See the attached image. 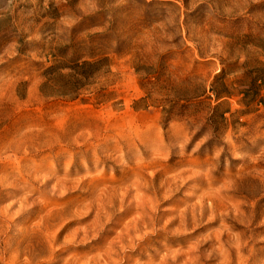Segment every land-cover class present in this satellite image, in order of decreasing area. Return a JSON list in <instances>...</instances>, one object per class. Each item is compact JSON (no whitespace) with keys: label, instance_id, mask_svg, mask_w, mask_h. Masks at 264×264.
Listing matches in <instances>:
<instances>
[{"label":"rangeland","instance_id":"obj_1","mask_svg":"<svg viewBox=\"0 0 264 264\" xmlns=\"http://www.w3.org/2000/svg\"><path fill=\"white\" fill-rule=\"evenodd\" d=\"M0 264H264V0H0Z\"/></svg>","mask_w":264,"mask_h":264},{"label":"trees","instance_id":"obj_2","mask_svg":"<svg viewBox=\"0 0 264 264\" xmlns=\"http://www.w3.org/2000/svg\"><path fill=\"white\" fill-rule=\"evenodd\" d=\"M214 94H215V100H219L221 98V96H223V94H228L226 93V91H219V90H216L214 91ZM202 101H199L198 103L200 104Z\"/></svg>","mask_w":264,"mask_h":264}]
</instances>
